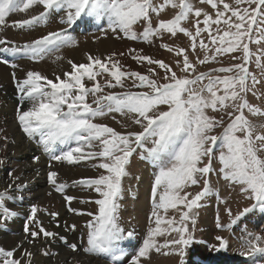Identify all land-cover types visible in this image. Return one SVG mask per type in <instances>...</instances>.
Segmentation results:
<instances>
[{
	"label": "snow or ice",
	"instance_id": "snow-or-ice-1",
	"mask_svg": "<svg viewBox=\"0 0 264 264\" xmlns=\"http://www.w3.org/2000/svg\"><path fill=\"white\" fill-rule=\"evenodd\" d=\"M200 3L210 5L215 10V18L203 8L194 7L191 0H0V25H5L9 14L27 13L40 6L39 14L13 21L12 26L31 29L46 23L52 13H62L59 22L67 26L23 45L0 40V45H9L0 47V56L10 53L42 60L61 47L74 45L76 42L69 29L90 18L106 21L107 28L118 39L153 43L154 39H163L166 34L176 37L183 33L191 40L193 53L198 47L204 52L202 59L196 57L200 65L216 62L218 56L225 54L234 61L226 67L198 72L185 48L162 43L160 47L175 52L176 67L183 75L178 76L168 63L141 55L136 49H129V53L138 63L147 62L148 74L122 70L120 61L113 59L115 53L103 60L89 54L88 63L76 64L69 60L71 71L63 73L64 79L56 76L55 82L36 71H28L22 80H16L15 73L12 74L19 94L17 120L22 132L42 145L52 160L73 163L99 159L96 167L105 170L96 178L81 181L99 194L94 200L97 210L86 213L70 210L90 217L86 222L87 245L83 251L103 255L112 264H120L125 258L126 251L121 242L127 240L130 244L134 235L132 232L125 234L119 223V201L123 193L122 180L128 175L126 166L138 149L142 159L150 161L156 169L151 188L153 208L149 217L154 226L149 227L141 244L135 246L129 264H144L153 251L160 252L162 248L172 249L176 255H186V249L196 243L188 222L195 223L194 209L199 208L202 198L213 191L210 179L213 172L230 185L239 186L246 199L254 201L252 210H264V134L256 131L258 125L245 114L246 109L254 116H264V111L247 99L249 92L256 95L257 84L264 83V79H257L249 69V65L255 63L264 76V0H234V4L226 0H200ZM167 9L175 10V13L166 19L162 14H166ZM192 16L197 18L194 32L182 26V22ZM200 17H203L202 21ZM136 25H143V30L138 32ZM202 33H207L208 43ZM250 44L258 46L255 51ZM3 62L9 63L6 58ZM151 65H158L163 74ZM17 66L12 64L14 68ZM104 74L110 78L101 84L97 77ZM126 79L132 80L131 88H126ZM86 80L92 82L91 87L86 86ZM116 88L124 90L105 91ZM208 109L213 112L231 109L226 112L230 122L219 135L212 133L224 124V116L219 119L209 116ZM113 113L129 117L140 130L118 132L94 122L98 117ZM56 145L61 146L58 153L54 150ZM32 159L35 162L39 157ZM217 159L220 167L214 169L213 161ZM57 175V172L49 171L48 181L59 192L64 185L57 183ZM195 185H201L195 194L186 191ZM13 186L9 184L0 192V219L13 214L4 203ZM71 199L65 196L66 201ZM169 210L178 215H168ZM225 211L232 215L231 208ZM249 211L246 207L240 215ZM36 213L37 208L33 206L28 216L36 230H30L26 225L25 233L33 239L41 234L44 237L55 235L44 229ZM217 227H221L219 222ZM70 228L75 229V225ZM173 234V238L165 239L162 244L157 239ZM61 239L67 243L66 238ZM216 240L219 246L213 247L217 251L227 248L223 237L217 236ZM262 241L264 237L254 235L247 242L249 252L241 255L264 253ZM69 247L73 251L79 250L75 243ZM15 251L0 247V264H21ZM23 255L31 257L32 254L24 252Z\"/></svg>",
	"mask_w": 264,
	"mask_h": 264
},
{
	"label": "bare ground",
	"instance_id": "bare-ground-1",
	"mask_svg": "<svg viewBox=\"0 0 264 264\" xmlns=\"http://www.w3.org/2000/svg\"><path fill=\"white\" fill-rule=\"evenodd\" d=\"M40 11H42V7L36 6L30 9L27 13L9 14V16L6 17L5 25H0V28L3 26L4 30H7L5 32L1 30L0 40L8 39L6 41L10 42V44L21 45V43L24 44L32 41L33 39H38L40 36L46 35L50 31H57L60 28L67 27L59 22L60 17L63 15L62 13H52L48 17L46 23L40 24L31 29L27 27L24 29L15 27L18 30H8L9 25H12L13 21L27 19L32 15L39 14ZM85 21L86 19L80 21L78 24L81 26ZM75 27L76 26H73V28L69 30V33L74 38L76 43L72 46L61 47L59 51H53L46 55L42 60H31L26 57L12 55L10 53H3V55L0 56L1 59L6 58L9 61L8 65L0 62V113L3 114L4 120L10 122L7 128L4 124L0 123V192L7 189L9 184H13V188L9 190H13L26 198L32 197L34 199H39L42 194H45L46 191L51 188L50 185L52 184L48 181L49 171L57 172V178L59 176L60 178L65 176L68 173L67 171H69V168H64V166H60L59 163L51 165L54 160L51 159L50 154L37 148L36 140L33 142V139H29L26 134L22 132L17 120L16 108L13 110L10 109L13 106L11 103L13 101L10 102V100L18 94L16 82L14 81L12 75L13 73H15L17 80V78H22L23 76L25 77L28 71H36L55 82L56 76H60L61 79H64L65 77L63 73L71 71V66L68 63L69 60L76 64H81L88 63L89 54L93 58L100 57L103 60L106 57L113 56V53H118V40L116 38V34L112 32L109 33L108 31L109 34L106 38L104 35L105 33L102 32L104 30H93L90 34H86L84 33L85 26L79 27L78 29H75ZM3 46L9 45H0V47ZM57 57H61V59H57ZM113 59H115L114 56ZM13 62L18 66L12 68L11 63ZM109 78L110 77H108L107 74H104L98 76L97 80L100 81V83H104V81ZM87 82L92 84L91 81ZM114 90L119 91L120 88H116ZM88 100L91 102V96H89ZM11 114L15 115L13 121L10 118ZM96 121L106 122L110 126L114 127L118 132L125 129V124L128 125L125 116H121L118 113L109 114L105 117H98L96 118ZM137 127L138 126L132 124L131 129L128 131H135ZM4 137H7V140H5ZM60 147L61 146L56 145L54 146V150L58 153ZM29 153L33 156L39 157V160L35 162L33 160L30 161L29 159L31 158ZM99 162V159L79 161L81 169L70 168V172L68 174L70 177H87L95 176L97 173H104L105 170L96 167ZM15 165H19L20 169L9 175V173H7L9 170L8 168L14 167ZM151 167L152 164L147 161L144 171L140 174L138 179H135L134 188L130 193L124 196L126 204H124L123 214L128 218V226L131 230L129 232L134 233V235L130 244L127 240L121 242V246L125 248L126 256L125 258H122L120 264H129V258L133 253L135 246L141 244L149 227L154 226V223L149 219L153 208L151 188L155 175L153 174ZM17 177L19 179H16ZM91 198L96 199L94 198V194ZM92 205L93 202H89L90 209H88L90 211H87L95 212L97 210V206L92 208ZM79 209L82 212V209H86V207H80ZM222 209H224V206H222ZM214 210H216L215 207L210 208L208 211L209 223L211 224L214 223L210 220L214 215ZM173 214H175L173 210H169L168 215ZM88 219H90V217L85 215L84 220ZM11 220L12 221H8L7 224L10 228L13 226L12 230L14 232H3V237L0 241L7 245L6 250H16L15 257L21 259V264H29V261L30 264H112L109 258H106L103 255L95 256L91 253H85L84 255L77 254L71 251L69 245L65 246L62 241L60 245H56L59 251L55 257H44L41 249H39L40 246L44 247L42 246L43 241H39L38 238L33 239L30 235L26 234L24 231L25 228L22 227V222L20 223L21 219L11 218ZM56 221L58 222V225L54 224ZM50 224L52 225V230L57 228L64 231L67 229L66 226L62 225L61 220H51ZM42 225L44 226L45 224L42 222ZM207 229L208 230L205 235L206 237L204 236L201 239V243L199 245H191L188 247L186 249V255H176L172 249L162 248L160 252L153 251L150 254V257L148 258L150 260L149 264H184L183 261L185 259H188V264H208L207 260H210L211 258L212 246L214 245L215 240L213 235V226L212 228L209 226ZM259 231L260 230H257V232ZM191 232L193 233V231ZM75 234H77V237L80 236L79 231L75 232ZM174 236L175 234L171 237H158L157 239L162 244L165 239H171ZM70 239L76 243V240H73L71 237ZM35 240L36 244L32 245V242ZM24 252L31 253V257L24 256ZM165 252H168L169 254L165 255ZM250 259H247V261Z\"/></svg>",
	"mask_w": 264,
	"mask_h": 264
},
{
	"label": "rangeland",
	"instance_id": "rangeland-1",
	"mask_svg": "<svg viewBox=\"0 0 264 264\" xmlns=\"http://www.w3.org/2000/svg\"><path fill=\"white\" fill-rule=\"evenodd\" d=\"M226 2L234 4V0H226ZM191 3L193 4L194 7H201L204 10L208 11L210 14L213 15V18H215V10L212 9L210 5L201 4L200 0H191ZM220 7L222 8V5H220ZM174 13L175 10L167 9L166 14H162V16L163 18L167 19V18H171V16L174 15ZM196 19L197 18L192 16L189 20L183 21L182 26L194 32ZM199 19L202 21L203 17H200ZM155 22H156V18L154 17V23ZM75 26L77 27V28L75 27V29L85 26L84 33L86 34H90V32L93 30H98V31L104 30L102 32L105 33L104 35L106 38L107 35L111 32V30L107 28L106 21H93L90 18H86V21L83 22L81 26L80 24H77ZM200 26L203 27V24L201 23ZM213 28H215V26H213ZM11 29L18 30L17 28L12 27V25L10 24L8 30ZM135 29L138 32L142 31L143 25H136ZM1 30H3L4 32L7 31L4 30L3 26H1L0 32H2ZM202 38L205 39L206 43L209 42L207 33H202ZM117 40H118V50H117L118 53L114 56V58L115 60L120 61L121 65L123 66L122 70L124 71H138L142 74H148L149 66L147 65V62L145 61L143 63H138L136 60L132 58L133 54L129 53V49H136L137 52L141 55H148L153 59L162 60L165 63H168L170 67H172L173 71L177 72L178 76L183 75V73L179 71V68L176 67L177 57L175 56V52L170 53L166 49L160 47L162 43H168L173 48H180V47L185 48L189 54L190 60L195 64L198 72L208 71L209 68H218L222 66L226 67L234 63V61L231 60L230 55L225 54L222 56H218L216 62H209L206 65H200L197 62L196 57L199 56V58L202 59L204 52L200 50L198 47L197 51L193 53L191 49V40L185 37L183 33H178L176 37H171L169 34H166L163 39H154L153 43H147L140 40L133 41L127 38H120V39L117 38ZM198 42H199V38L197 40V44ZM21 45H23V43H21ZM250 47L253 49V51H255V49L258 46L255 44H250ZM141 49L143 50L142 52L139 51ZM120 53H123V55H120ZM150 67L158 69V65H151ZM249 69L257 76V79H264L261 70L256 67L255 63L250 64ZM158 70L161 74H163L162 69H158ZM24 78L25 77L23 76L22 78H17V80H22ZM124 82L126 88L132 87V83H133L132 80L126 79ZM85 83L86 86L88 87L92 86V84H89L87 81H85ZM123 90L124 89H120L119 91H123ZM133 90H137V89H133ZM105 91H116V90L105 89ZM254 91L256 92V95L254 96L251 92H249L247 95V99L250 104L259 107L262 111H264V83L257 84ZM10 102L13 104V106L10 109L13 110L16 108L17 110V106L20 103L19 94H16L14 98H11ZM27 107L28 105L27 103H25L24 108L26 109ZM229 110L231 109H225L220 112H213L211 109L206 110L209 116H215L218 119L221 116H224V124L220 127L215 128L212 134L219 135L223 131V127L230 122L229 118L226 115V112ZM245 114L250 121L258 125L256 131L258 133L264 134V127H259V125H264V116H254L251 113L247 112L246 109H245ZM14 117H15L14 114L10 115L12 121ZM125 119L128 122V127L125 128L124 130H121V132H126L130 130L132 126L131 119L126 116ZM94 122L102 123L109 127H112L106 122H101L96 120ZM0 123L4 124L6 128L10 124L9 121L3 119V114L1 113H0ZM112 128L115 129L114 127ZM137 130L139 131V127H137L135 131ZM218 146H219V141L217 147ZM36 147L39 148L40 150H43V146L38 144L37 142H36ZM140 152L141 150L138 149L136 153H133L132 157L130 158L129 164L126 166L128 175L124 177L122 180L123 193H122V198L119 201L121 205L119 212L120 215L119 223L121 227L125 229V234L131 230L128 226L129 225L128 218L123 214L124 204H126V200L124 196L130 193L131 190L134 188L135 179L139 178L140 174L144 171L147 163V160L142 159ZM216 154L218 155V152ZM29 156L31 158L29 160L30 161L33 160L32 159L33 155L29 153ZM55 163H59V165L62 167L64 166V168H69V171H67L68 173L70 172V168L81 169L79 162L68 163L67 161L54 160L51 165H54ZM219 167L220 165L218 159L214 160L213 168L218 169ZM8 169L9 170L7 171V173H13L20 168L19 165H15L14 167H10ZM151 170L153 174H155L156 169L154 168L153 165L151 167ZM68 173L65 176H62L61 178L60 176L57 178V183L64 185L62 191L58 192L54 185H50L51 188L48 191H46L45 194H42V196L40 197L41 199L40 198L34 199L32 197L26 198L25 196L20 195L19 193H16L13 190H9L8 198L4 201V203L7 206V208L11 210L13 214L9 215L6 219H0V240L3 237L2 235L3 232H14L12 230L13 226L12 228H10V226L7 224L8 221H12L11 218L21 219L20 223L22 222L21 223L22 227L25 228V226L27 225L31 230H36V225L34 223L30 224L28 221V216L31 213L32 207L36 206L37 208L36 218L41 223L43 222L45 224L43 227L46 231L55 234L50 237H44L43 234L36 237L39 239V241H43L42 246L44 247L40 246L39 248L41 249L43 256L55 257L59 251L56 245H60L61 241L65 246L74 243V241H72L70 237L73 240H76L75 244L78 245V249H79L78 251H73L71 249V251L77 254L84 255L85 252L83 251V248L87 245L86 222L89 219L84 220L85 217L84 214L78 215L77 212L71 211L70 209H76L79 212H81L79 208L86 207V209H82L81 212V213H86L90 211L89 202H93L92 208L96 206L94 203L95 199L91 197L94 194V198L98 199L99 194L96 193L92 188L87 187L84 183H81V181L86 178H96L100 174L97 173L95 176H87V177H80V176L70 177ZM210 179L214 186L213 191L207 194L204 198H202V200L200 201L201 206L199 208L194 209L195 223L193 224L191 221L188 222L190 223L189 229L190 231H193V235L196 239V243H194L192 246L199 245L201 243V239L206 235V232L208 230L207 227L210 226L212 228L213 226L214 228L213 235L215 240L213 246H217V247L219 246V242L216 240V237L220 236L227 241V248L224 250L217 251L212 246V255L210 260H207L208 264L209 263L249 264L252 262H253L252 264H264V253L254 252L248 255H241V253L249 252V249L247 247V242L250 239H252L254 235L258 234L264 237V210H261L259 208L252 210L251 205L254 203V201L246 199V194L240 191L239 186L230 185L227 181H225L220 176H218L216 172L210 174ZM200 188L201 185H195V186H191L190 188H187L186 191L195 194L197 191L200 190ZM65 196L72 197L73 199H71L70 201H66ZM222 206H224V209H222ZM213 207H215L216 210L213 211L214 215L210 219L212 220V222H214L211 224L209 223L208 211L210 208ZM225 207L231 208L232 210L231 216H229V214L225 211L226 209ZM246 207L250 208V211L244 215H240L241 211ZM51 213H57L58 215L53 217ZM54 219L61 220L62 225L66 226L67 228L66 230H64L65 232L57 228L54 230L51 229L52 225L50 224V221ZM218 222L221 225V227L219 228L217 227ZM54 224L58 225V222L56 221ZM71 225H75V229H71L70 228ZM257 230L260 231L257 232ZM77 231H79L80 234V236L78 237L77 234H75V232ZM250 233L253 234V236H249ZM61 237L66 238L67 243L65 242V240H62ZM260 243L261 246H264V241ZM34 244H36V240L32 242V245ZM0 247L7 249V245L1 241H0ZM45 253H47V255H45ZM95 256H99V255H95ZM247 259L253 261L251 262L249 260L250 261L249 262L247 261ZM187 260L188 259H185L183 261L184 264L189 263ZM149 261H150L149 259L144 261V264H149Z\"/></svg>",
	"mask_w": 264,
	"mask_h": 264
}]
</instances>
